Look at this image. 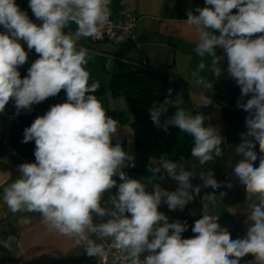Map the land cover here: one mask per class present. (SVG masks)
<instances>
[{
  "label": "clouds",
  "instance_id": "obj_1",
  "mask_svg": "<svg viewBox=\"0 0 264 264\" xmlns=\"http://www.w3.org/2000/svg\"><path fill=\"white\" fill-rule=\"evenodd\" d=\"M111 5L112 0H29L32 14L42 22L38 25L16 0H0V26L6 30L0 33V112L10 99L19 112L62 89L67 97L25 128L22 143L35 142V162L18 166L20 175L3 188V203L12 214H21V225L31 223L27 214L39 213L50 232L73 239L89 257L107 259L112 252V264H240L249 254L254 257L250 264H264V0H205L204 7L187 10L181 21L194 30V52L201 58L191 74L205 90L199 93L198 107L212 103L206 93L222 75L226 58L227 75L241 89L237 107L249 114L247 131L235 148L243 158L233 172L248 203L247 231L237 239L221 227L220 214L213 211L218 206L215 190L231 188V182H218L211 170L196 171L223 155L224 138L218 128L205 124L204 115L181 106V94L173 98L169 89L163 102L152 104L149 115L157 129L167 133L173 127L189 135L191 157L198 163L189 165L183 156L174 162L163 153L155 166L148 165L151 176L143 181L123 171L135 167V157L120 143L113 145L118 121L95 95L100 83H89L86 67L92 54L78 44L82 38L100 37L112 25ZM20 41L39 55L23 78L18 69L28 53ZM217 48L223 55H217ZM205 69L213 79L201 75ZM170 107L175 108L171 114ZM164 174L177 182L175 191L156 182ZM195 177L202 185L193 186ZM201 187L214 191L200 198L202 216L191 229L195 235L183 238L187 223L170 222L159 206L183 210ZM113 188L118 189L115 194Z\"/></svg>",
  "mask_w": 264,
  "mask_h": 264
},
{
  "label": "crops",
  "instance_id": "obj_2",
  "mask_svg": "<svg viewBox=\"0 0 264 264\" xmlns=\"http://www.w3.org/2000/svg\"><path fill=\"white\" fill-rule=\"evenodd\" d=\"M16 4L34 23L38 25L42 23L32 14L29 0H16ZM197 6L204 7L205 0H112V20L121 21L127 13L140 17L131 33L128 36L118 35L111 41L99 43H91L88 38H82L78 44L86 47L92 54V59L86 66L90 72L89 81H99L102 89L101 93L95 95L102 102L107 115L118 121L117 136L113 137V145L120 143L126 151L135 155L134 133L131 126L133 112L124 96H114L111 93L112 76L142 67L167 76L166 96L169 89L173 90V98L181 94L184 100L182 107L193 115L196 112L204 115L206 125L218 128L224 138L221 145L223 155L203 168H197L196 171L199 173V171L211 170L218 182H224L225 185L231 182V188L222 186L215 190L218 206L213 211L220 214L218 223L231 233L233 239L243 238L248 227L245 224L248 203L244 186L240 184L233 169L243 158L236 154L235 148L242 142L241 133H244V124L239 120L226 121L222 114V104L214 97L215 86L232 79L227 75L226 58L221 64L222 75L215 81L213 90L206 93L212 103L198 107L199 93L205 90L195 84L191 74L196 70L201 58L194 52L196 46L194 30L181 22L187 19V10H194ZM236 11L233 10L234 13ZM72 28L74 29L75 25H72ZM5 31L0 26V33ZM20 43L28 53L26 63L18 69L23 78L27 76L28 68L39 58V55L34 49L29 51L25 42L20 41ZM217 55H223V49L217 48ZM204 59L206 63H210L209 57ZM201 75L213 79L207 69ZM66 99V92L62 89L56 96L49 97L39 104H33L30 110L43 116L51 106L63 103ZM24 110L28 109H21L19 112ZM17 113L14 99H10L4 111L0 112V264H100L98 258L89 257L83 248H78L73 239L50 232L41 222L39 213L27 214L31 217V223L21 225L18 222L21 214H12L3 203V188L20 175L18 166L22 163L35 162V159L21 157L7 141L11 119ZM188 138L189 135L177 129L175 140L167 153L169 159L175 162L182 145ZM186 161L189 165L198 163L191 155ZM157 163L158 158H150L138 173H132L131 166L124 168L123 171L130 178L143 181L145 177L151 176L148 165L155 166ZM113 178L117 180V184L120 183L118 176ZM156 182L169 191H175L178 187L177 182L166 174L163 179H158ZM191 182L193 186L202 185L198 177L192 178ZM117 190L113 188L111 194H115ZM147 190L152 191V186L149 185ZM213 191L210 187H201L199 196L189 202L183 210L171 211L163 203L158 210L167 215L170 222L176 220L186 222L188 230L182 233V237L191 238L195 235L191 230L192 226L195 220L202 216L200 198ZM220 193L224 195L220 196ZM108 196L109 193H105L104 200H107ZM98 219L94 218V221L98 222ZM253 261L254 257L249 254L240 260V264H250Z\"/></svg>",
  "mask_w": 264,
  "mask_h": 264
},
{
  "label": "trees",
  "instance_id": "obj_3",
  "mask_svg": "<svg viewBox=\"0 0 264 264\" xmlns=\"http://www.w3.org/2000/svg\"><path fill=\"white\" fill-rule=\"evenodd\" d=\"M93 81H89L92 83ZM168 84L167 76L149 68H139L128 72L117 73L112 76L110 88L114 96H124L133 112L131 126L134 133L135 143V167L131 166L132 173H138L147 164L150 158H159L163 153H168L172 146L177 129L170 127L166 133L157 129L149 115V109L153 103L163 102L166 98L165 89ZM101 86L96 93H101ZM214 97L222 104V114L226 121H242L244 132L246 128V117L249 115L243 109L237 107V101L241 97V89L234 79L225 80L214 88ZM251 97L246 96L241 102H246ZM175 111L169 108V114ZM40 117L32 110H24L15 114L11 119L7 141L11 147L23 158L35 159V142L22 143L24 130L30 127L33 121ZM193 146L192 138H188L182 145L175 161L183 156L185 160L191 155ZM255 151L258 156L259 145ZM259 164V159L255 162Z\"/></svg>",
  "mask_w": 264,
  "mask_h": 264
},
{
  "label": "built area",
  "instance_id": "obj_4",
  "mask_svg": "<svg viewBox=\"0 0 264 264\" xmlns=\"http://www.w3.org/2000/svg\"><path fill=\"white\" fill-rule=\"evenodd\" d=\"M111 19V18H110ZM140 17L136 16L131 13L125 14L123 19L121 21H114L112 20V25L105 27L102 30V34L100 37H89L88 40L91 43H99V42H106L113 40L118 35H125L128 36L134 26L138 23ZM115 250H113L114 252ZM112 255L113 253L110 252L108 254L107 259L104 258H98L100 264H107L109 262H112Z\"/></svg>",
  "mask_w": 264,
  "mask_h": 264
}]
</instances>
